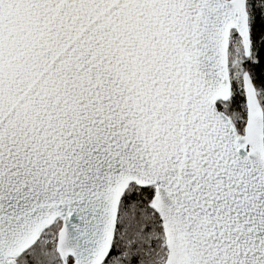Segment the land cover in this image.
Instances as JSON below:
<instances>
[{"label":"snow or ice","instance_id":"6c2138e0","mask_svg":"<svg viewBox=\"0 0 264 264\" xmlns=\"http://www.w3.org/2000/svg\"><path fill=\"white\" fill-rule=\"evenodd\" d=\"M0 264H264V0H0Z\"/></svg>","mask_w":264,"mask_h":264}]
</instances>
